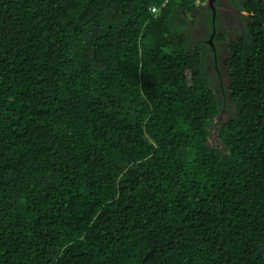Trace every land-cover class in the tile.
<instances>
[{
  "label": "trees",
  "instance_id": "16d2710c",
  "mask_svg": "<svg viewBox=\"0 0 264 264\" xmlns=\"http://www.w3.org/2000/svg\"><path fill=\"white\" fill-rule=\"evenodd\" d=\"M229 1L0 0V264H264V0Z\"/></svg>",
  "mask_w": 264,
  "mask_h": 264
},
{
  "label": "flooded vegetation",
  "instance_id": "af4514ba",
  "mask_svg": "<svg viewBox=\"0 0 264 264\" xmlns=\"http://www.w3.org/2000/svg\"><path fill=\"white\" fill-rule=\"evenodd\" d=\"M206 5L211 7L212 9L211 12L213 13V16H214L216 7H221L220 10H223L221 16H224L225 19L232 18L234 22L239 17V15L237 14L239 12L231 6V3L229 0H208ZM220 23H221V17H220ZM225 26L229 27V25H227L226 23H225ZM209 42H211V38L209 39ZM216 58L219 59L218 55L216 56ZM220 65L222 66V61H220Z\"/></svg>",
  "mask_w": 264,
  "mask_h": 264
},
{
  "label": "clouds",
  "instance_id": "9594fccd",
  "mask_svg": "<svg viewBox=\"0 0 264 264\" xmlns=\"http://www.w3.org/2000/svg\"><path fill=\"white\" fill-rule=\"evenodd\" d=\"M198 2H201V3H203V4H207V2H208V0H197ZM231 6L233 7V8H235L232 4H231ZM238 12H241V10H238L237 8H235ZM244 14H245V12H243Z\"/></svg>",
  "mask_w": 264,
  "mask_h": 264
},
{
  "label": "built area",
  "instance_id": "2783aa9c",
  "mask_svg": "<svg viewBox=\"0 0 264 264\" xmlns=\"http://www.w3.org/2000/svg\"><path fill=\"white\" fill-rule=\"evenodd\" d=\"M152 10H156V7H153Z\"/></svg>",
  "mask_w": 264,
  "mask_h": 264
}]
</instances>
